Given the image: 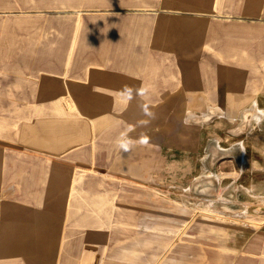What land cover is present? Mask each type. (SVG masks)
<instances>
[{"label":"rangeland","instance_id":"1","mask_svg":"<svg viewBox=\"0 0 264 264\" xmlns=\"http://www.w3.org/2000/svg\"><path fill=\"white\" fill-rule=\"evenodd\" d=\"M222 1L0 0V34L5 24L21 21L28 25L14 27L28 28L30 37L54 39L61 37V25H100L122 17L140 19L138 23L142 21L143 25H179L177 20L203 17L235 26L236 35L264 32V10L236 11L240 10L237 7L260 5V1H234V7ZM209 2L216 4L217 10L224 6L230 12L197 13L199 8H211ZM247 41L255 43L250 51L255 49L253 53L260 54L255 45L260 44L261 35ZM6 45L0 41V54L7 53ZM180 48L197 54L204 49L213 52L209 45L174 46V52ZM232 52L241 56V51ZM0 64V75L8 74V62ZM252 64L256 66L253 73L264 71L260 58ZM8 96L0 94V204L4 208L9 198L8 179L3 172L8 154H44L40 149L22 146L16 139L21 122L35 119L30 120V111L3 108ZM193 99L194 95L187 103L183 95L181 106L185 109L174 105L172 110H142L141 118L135 120L140 126V140L133 137L134 125H128L130 132L125 136L136 141L126 150L136 149L146 161L149 156L155 157L157 165L159 156L166 154L173 163L171 169L146 170L134 176L132 159L126 158L124 172L102 173L104 177L99 173L104 182L89 194L77 188L75 180L91 171L96 174L99 169L93 165L75 168L68 173L75 184L65 191L74 204L63 207L60 221L52 217L45 222L29 221L36 237L12 234V229L21 225L20 217L6 221L4 208L0 209V264H264V148L260 147L264 144V109L231 111L208 104L202 110L194 107ZM166 128L175 133L168 146L162 145L160 137ZM149 136L151 141L144 140ZM17 208L24 218L32 220L41 208L51 209Z\"/></svg>","mask_w":264,"mask_h":264},{"label":"crops","instance_id":"2","mask_svg":"<svg viewBox=\"0 0 264 264\" xmlns=\"http://www.w3.org/2000/svg\"><path fill=\"white\" fill-rule=\"evenodd\" d=\"M234 1L246 0L222 2L234 7ZM258 1L260 5L237 7L240 10L236 11L264 10V0ZM212 3L211 8H199L197 13L230 12L222 5L217 10ZM204 19L177 20L179 25L166 22L143 25L142 21L138 23L140 19L122 17L100 25H61V37L54 39L30 37L28 28L14 27L28 25L21 21L5 24L0 41L8 49L0 54V63L8 62L5 67L8 74L0 75V94L10 96L8 102L4 100L3 108L30 111V120L35 122H21L16 139L22 146L44 153L8 154L3 172L8 179L9 198L5 208L0 204V209L4 208L6 221H17L20 217L21 225L14 227L12 234L36 237L31 232L36 229L30 227L29 221L45 222L50 217L60 221L63 207L74 204L71 197L66 198L65 191L73 184L68 173L77 167L93 165L105 171L97 170L96 174L91 171L75 180L77 188L88 190L89 194L102 186V173L124 172L126 158L132 159L130 170L134 176L146 170L150 173L165 167L171 169L173 163L166 154L159 156L157 165L155 157L149 156L146 161L136 149L126 150L130 142L136 141L125 136L130 132L128 125H134L133 137L141 139L135 120L141 118L142 110L158 107L172 110L174 105L176 109H185L181 106L183 95L187 103L194 95L192 103L196 109L203 110L208 104L231 111L264 109V71L253 73L256 66L252 64L259 58L264 61V32L253 30L236 35L235 26ZM259 34L261 42L255 48L260 54H256L255 49L250 51V45L255 43L246 39ZM206 45L213 52L204 49L197 54L188 48L174 52V46ZM234 50L241 51V56ZM234 53L236 58L232 57ZM188 63H192L191 67ZM260 80L261 90L257 91ZM171 130L166 128L160 135L162 145L168 146L169 139L175 136ZM260 147L264 148V144ZM19 206L51 209L41 208L32 220L24 218Z\"/></svg>","mask_w":264,"mask_h":264}]
</instances>
